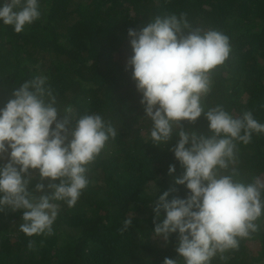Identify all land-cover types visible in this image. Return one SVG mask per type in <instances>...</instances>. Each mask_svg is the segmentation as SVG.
<instances>
[{
  "label": "trees",
  "instance_id": "obj_1",
  "mask_svg": "<svg viewBox=\"0 0 264 264\" xmlns=\"http://www.w3.org/2000/svg\"><path fill=\"white\" fill-rule=\"evenodd\" d=\"M40 8L41 18L21 33L0 23V107L14 87L47 76L61 110L99 113L117 136L87 166L89 183L77 204L58 202L52 235L29 237L19 230L21 213L0 212V264H161L165 256L184 264L175 234L167 244L152 234L156 195L174 187V195L184 196L186 189L168 175L173 163L175 175L182 172L169 150L175 138L163 146L150 141L151 122L125 70L127 30L185 13L194 28L222 31L231 52L212 71L205 111L221 105L234 117L250 111L264 123V0H40ZM183 123L208 133L203 115ZM234 167L239 181L264 179V134L238 145ZM131 215L132 225L121 231ZM256 223L257 232L211 264H264V216Z\"/></svg>",
  "mask_w": 264,
  "mask_h": 264
},
{
  "label": "clouds",
  "instance_id": "obj_2",
  "mask_svg": "<svg viewBox=\"0 0 264 264\" xmlns=\"http://www.w3.org/2000/svg\"><path fill=\"white\" fill-rule=\"evenodd\" d=\"M41 15L40 0H0V23L16 33ZM127 37L131 55L125 70H131L143 118L151 122L150 141L163 146L175 138L169 150L182 172L175 175L173 163L168 175L186 189L184 196L174 195V187L156 195L153 238L167 244L175 234V254L184 264H211L259 230L264 179L239 181L234 165L238 145L250 143L254 133L264 134V123L250 111L234 117L221 105L205 111L212 71L231 52L222 31L194 28L181 13L151 18L139 29L129 28ZM47 80H25L0 107V212L21 213L19 230L29 237L53 234L58 202L69 208L77 204L89 183L87 166L117 136L99 113L61 110ZM202 115L208 133L187 130L183 122ZM133 217L123 221L121 231L129 229ZM161 264L178 260L165 256Z\"/></svg>",
  "mask_w": 264,
  "mask_h": 264
}]
</instances>
